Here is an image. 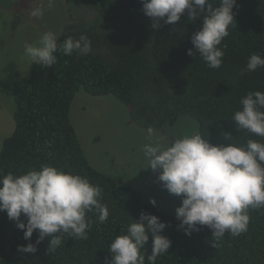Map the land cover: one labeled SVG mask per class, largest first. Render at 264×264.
<instances>
[{
    "label": "trees",
    "instance_id": "1",
    "mask_svg": "<svg viewBox=\"0 0 264 264\" xmlns=\"http://www.w3.org/2000/svg\"><path fill=\"white\" fill-rule=\"evenodd\" d=\"M18 0H0L10 8ZM70 16H77L57 38L86 35L91 41L87 55L56 53L53 67L31 63L28 75L13 82L14 130L0 147V169L21 174L41 164L87 177L103 189L102 202L109 208L106 223L98 224L89 213L92 228L88 239L66 237L57 251L47 253L49 237L36 253H21L18 245L35 243L23 239V230L0 212V264H106L108 246L126 231L141 212L156 215L169 224L162 235L171 240L167 253L156 264H264V208L250 210L248 231L238 237L224 236L213 246L207 227L191 236L178 230L175 215L142 200L132 186L114 181L97 169L86 156L70 118L76 93L84 89L94 96L112 95L130 112L131 120L144 130L164 132L178 118L189 116L198 132L210 143L244 144L248 138H264L236 130L232 116L248 91L264 92V68L240 74L253 53L264 56V0H237L236 25L229 28L225 56L219 69H210L193 49L191 35L202 24L204 14L188 19L185 11L175 25L154 21L142 11V0H67ZM218 6V0H214ZM75 12V13H74ZM75 17V16H74ZM22 220L25 218L21 217ZM26 222V220H25ZM151 235L146 245L151 252Z\"/></svg>",
    "mask_w": 264,
    "mask_h": 264
},
{
    "label": "clouds",
    "instance_id": "2",
    "mask_svg": "<svg viewBox=\"0 0 264 264\" xmlns=\"http://www.w3.org/2000/svg\"><path fill=\"white\" fill-rule=\"evenodd\" d=\"M52 8L55 0H46ZM234 6L237 0H142L143 13L152 18L153 27L160 21L175 25L185 11L188 19L196 20L204 14L199 29L192 33L193 49L210 69H219L225 56L229 28L236 25ZM29 15L41 18L44 4L34 7ZM91 41L86 35L78 39L66 37L62 43L52 31L43 32L35 43H25L23 57L41 68H50L57 62L56 53L64 56L87 55ZM264 68V56L251 54L245 68L255 72ZM241 108L232 116L236 130L264 138V92L248 91L239 101ZM142 146L144 158L158 180L170 195L181 198L175 209L177 228L191 236L207 227L212 233L213 246L227 234L238 237L248 231L250 210L264 208V142L248 138L246 143L232 142L230 134H223L227 145H214L199 132L185 134L170 142L152 140ZM103 189L92 184L87 177L58 169L49 164L28 169L21 174L0 169V212H6L9 220L23 230V239L31 241L37 232L35 243L18 245L21 253H36L38 245L49 237L46 252L55 253L66 237L86 240L96 214V222L104 224L109 218L108 205L102 202ZM156 205L155 199L149 201ZM25 218L24 220L21 217ZM26 220V222H25ZM170 225L156 215L141 212L138 220L132 218L126 231L117 235L109 244L111 255L106 264H156L167 253L171 240L161 233ZM151 235V252L142 251Z\"/></svg>",
    "mask_w": 264,
    "mask_h": 264
},
{
    "label": "rangeland",
    "instance_id": "3",
    "mask_svg": "<svg viewBox=\"0 0 264 264\" xmlns=\"http://www.w3.org/2000/svg\"><path fill=\"white\" fill-rule=\"evenodd\" d=\"M41 3L43 17H31L30 10ZM13 4L10 8L0 5V147L15 126L13 82L30 72L31 63L22 58L24 44L35 43L46 31L58 38L77 18L70 16L67 0H55L52 8L47 7L46 0H18ZM70 118L93 166L114 181L134 187L145 202L155 199V206L175 215L181 198L163 189L159 173L147 168L142 146L150 142L149 133L131 120L123 103L112 95L94 96L80 89L72 102ZM194 132H198L197 121L182 116L166 131H152L151 139L170 142Z\"/></svg>",
    "mask_w": 264,
    "mask_h": 264
}]
</instances>
